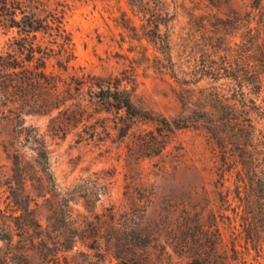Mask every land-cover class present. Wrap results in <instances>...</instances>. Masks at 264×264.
I'll return each mask as SVG.
<instances>
[{"label":"rangeland","instance_id":"rangeland-1","mask_svg":"<svg viewBox=\"0 0 264 264\" xmlns=\"http://www.w3.org/2000/svg\"><path fill=\"white\" fill-rule=\"evenodd\" d=\"M61 1L70 5L67 26L75 44V69L64 73L51 60L49 71L64 78L82 71L119 76L126 79L140 109L167 117L194 109L197 119L194 127L171 133L163 153L152 158L139 155V131L126 138L106 131L93 108L89 129L100 132L94 140H81V128L71 127L64 136L54 127L67 119H27L47 134L52 151L47 174L27 169L31 208L43 226L48 219L62 222L72 217L90 222L95 235L107 236L119 228L133 233L138 228L150 236L144 244L152 264H185L188 257L181 246L188 241L193 245L218 226L228 248L235 243L248 264H264V245L257 253L246 243L250 228L244 211L246 190L260 185L264 171V90L257 96L231 80L215 81L207 75L218 33L232 35V43L242 42L250 0H158L172 15L177 76L191 80L190 85L158 67L157 57L163 55L144 36L143 21L127 0ZM10 36L0 27V50L7 48ZM189 87L195 88L193 105L186 102ZM222 96L226 101L218 100ZM223 113L229 117H221ZM20 140L15 124L0 120V209L12 215V226L22 212L14 208L20 184L8 151ZM21 152L35 166L34 153L27 148ZM251 200L256 198L251 195ZM78 249L85 251L81 245ZM33 264H40L38 257Z\"/></svg>","mask_w":264,"mask_h":264},{"label":"trees","instance_id":"trees-1","mask_svg":"<svg viewBox=\"0 0 264 264\" xmlns=\"http://www.w3.org/2000/svg\"><path fill=\"white\" fill-rule=\"evenodd\" d=\"M127 1L143 21L144 36L163 55L157 57L158 67L172 74L182 85L194 84L177 76L172 55L171 13L162 9L158 0ZM250 7L244 18L245 33L241 43H232V35L228 33H218L207 75L215 81L231 80L241 89L248 88L261 96L264 90V0H250ZM69 10V3L61 0H0V27L5 34L11 33L7 48L0 50V120L14 123L21 139L19 145L8 149V154L12 156L20 184V193L14 195V208L22 212L13 218L16 222L12 226V215L0 209V264H33L36 257L40 264H113L114 261L116 264H152L145 245L150 236L138 228L133 229V233L119 228L101 236L90 230V222L80 223L72 217L62 222L48 219L44 227L36 210L31 208L33 198L27 190V169L37 168L48 173L52 151L47 134L39 125L28 124L27 119H67L54 127L64 136L71 127L81 128V140H94L100 132L97 127L89 129L88 118L93 108L98 110L97 119L102 120L106 131L114 130L121 138L139 131V155L149 158L163 153L171 133L194 127L197 119L194 109L173 117L140 109L132 100L126 79L119 76L82 71L64 78L62 74L49 71L51 60H55V65L64 73L75 69L71 64L76 59L75 44L67 26ZM185 90L190 94L186 102L193 105L191 96L195 88ZM181 100H186L185 95H181ZM218 100L226 101L223 96ZM228 115L223 113L221 117L228 118ZM145 125L151 129L144 128ZM23 148L34 153L35 166L25 159ZM246 192L248 201L244 211L250 228L246 243L261 253L264 171L260 185L252 184ZM251 195L256 201H249ZM57 222L63 225L59 228ZM78 245L85 251H80ZM180 252L188 257L185 264H248L246 253L238 250L235 243L229 248L224 243L218 226L193 245L185 242ZM256 264L261 263L256 261Z\"/></svg>","mask_w":264,"mask_h":264}]
</instances>
